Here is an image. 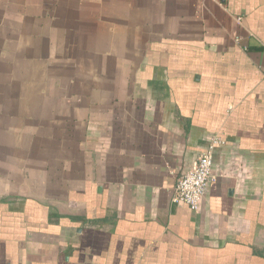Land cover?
<instances>
[{"label":"crops","instance_id":"0c3cea01","mask_svg":"<svg viewBox=\"0 0 264 264\" xmlns=\"http://www.w3.org/2000/svg\"><path fill=\"white\" fill-rule=\"evenodd\" d=\"M0 264H264V0H0Z\"/></svg>","mask_w":264,"mask_h":264},{"label":"built area","instance_id":"2783aa9c","mask_svg":"<svg viewBox=\"0 0 264 264\" xmlns=\"http://www.w3.org/2000/svg\"><path fill=\"white\" fill-rule=\"evenodd\" d=\"M214 148L212 144L194 162L191 169L182 173L177 182L176 201L197 208L205 196L209 184L214 178L212 168L214 163Z\"/></svg>","mask_w":264,"mask_h":264}]
</instances>
